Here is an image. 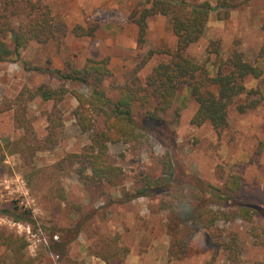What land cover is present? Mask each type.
Wrapping results in <instances>:
<instances>
[{
  "label": "rangeland",
  "instance_id": "rangeland-1",
  "mask_svg": "<svg viewBox=\"0 0 264 264\" xmlns=\"http://www.w3.org/2000/svg\"><path fill=\"white\" fill-rule=\"evenodd\" d=\"M32 1L50 9L56 38L47 44L30 43L14 63L0 62V101L13 99L24 87L32 89L42 84L55 87L57 81L51 72L62 70L67 59L82 66L91 57L109 59L111 76L101 89L114 100L119 87L135 77L143 83L153 67L166 62L168 54L176 48L169 18L163 16L147 19L145 43L137 47L138 30L128 16L147 7L143 0ZM203 1L216 4V0H187ZM263 20L264 0H249L224 20H218L213 13L204 35L185 52L211 77L233 51L242 53L246 62L262 70L259 79L246 81L247 89L259 90V106L239 113L233 104L228 109L227 126L216 132L208 123L191 124L197 104L183 86L174 102L178 113L175 124L171 122V110L165 117L171 126L164 129L161 123L148 125L151 130L144 146L133 148L119 143L108 147L109 161L123 170L116 186L98 188L84 183L76 175L77 166L65 160L70 154L82 152L90 143V134L82 133L72 116L76 106L73 98L68 96L56 104L40 99L29 102L25 120L34 138L42 140L46 136L47 118L54 110L60 112L63 128L53 149L35 151L32 157L6 156L0 164V211L16 205L19 212L21 209L31 214V222L27 223H14L0 216V259L6 264L13 262L12 254L2 246L4 237L11 234L26 243L24 252L26 257L35 259L34 264H92L95 259L106 264H122L132 257L141 264H231L221 249L214 255L207 231L193 237L182 260L168 262L169 236L165 214L157 209V199L140 197L123 203L122 193L134 190L140 174L159 177L160 159L171 154L178 165L215 186H221L222 178L229 173L240 174V197L264 210ZM23 22L24 14L15 17V26ZM75 26L91 28L94 32L91 37L77 38L72 33ZM150 109L151 105H135L136 120L140 122L144 112ZM100 122L98 118V127ZM24 134L25 129L16 124L12 111L0 114V144L13 142ZM74 204L82 207V214L71 210ZM84 214L91 217L81 224L83 229L65 248L66 254L48 249L51 243L68 239L64 230L79 224ZM252 226L261 232L264 217L257 215ZM216 227L222 232L223 241H228L231 234L235 236L239 264H264V245L251 236L249 223L218 222Z\"/></svg>",
  "mask_w": 264,
  "mask_h": 264
},
{
  "label": "trees",
  "instance_id": "trees-1",
  "mask_svg": "<svg viewBox=\"0 0 264 264\" xmlns=\"http://www.w3.org/2000/svg\"><path fill=\"white\" fill-rule=\"evenodd\" d=\"M143 1L147 7L135 10L128 16V20L138 30L137 47L145 43L147 19L154 16L167 17L171 32L176 38V48L168 54L169 59L153 67L143 83L135 77L131 82L123 84L114 100L107 97L101 89L111 76L109 59L97 57L86 59L82 66L67 59L62 70L51 72L57 81L55 87L47 84L32 89L24 87L13 99H2L0 114L12 111L16 124L25 129V134L13 142L0 144V164L6 156L21 154L32 157L35 151L51 150L58 144L63 128V119L58 110L48 115L46 136L42 140L33 137L31 127L25 120V112L28 103L35 99L56 104L69 96L76 101L72 116L81 132L90 134V143L82 152L70 154L65 160L68 164L77 166L76 175L80 180L98 188L104 185L116 186L123 176L122 168L109 161L108 147L119 143L133 148L144 146L151 130L148 125L157 126L161 123L164 124V129L167 125L171 126L170 120H165L171 110V122L175 124L178 113L174 102L183 86L197 104L191 124L201 126L208 123L216 132L227 126L228 109L233 104H236L239 113L259 106V90L247 89L246 81L259 79L262 70L246 62L242 53L233 51L213 77L185 54L186 49L204 35L213 13L218 20L227 19L231 11L249 0H216L215 6L208 1ZM19 14L25 15V22L15 26L14 20ZM262 30L264 31V20ZM93 32V29L87 30L82 26L72 29L77 38L91 37ZM55 38L54 18L46 5L32 0H0V62L14 63L19 59L21 50L30 43L47 44ZM151 54L152 52L149 53ZM135 105H151L140 122L134 116ZM98 118L101 121L99 127ZM160 163L159 177L140 174L134 182V190L131 193L123 191L122 198L123 203L140 197L157 199V209L165 214L166 232L169 236L168 262L182 260L193 237L200 231H207L214 255L221 249L229 263L239 264L236 238L231 234L228 241H223L222 232L216 227L218 222H247L251 225V236L255 240H261L264 245V229L258 232L252 226L257 215L264 217V210L240 197V174L229 173L226 178H222L221 186H215L191 174L186 167L178 165L171 154H165ZM72 209L76 213H83L80 205L74 204ZM0 216L9 218L14 223L31 222L30 212L21 209L19 212L16 205H12L11 209H2ZM82 216L79 224L64 230L68 239L59 244L51 243L48 249L59 255L66 254L65 248L82 231L81 224L91 217L89 214ZM2 246L12 254L11 264H34L35 259L26 257V243L22 239L7 235ZM123 251L127 252L126 249ZM214 258L215 256L212 259ZM0 264H6L4 259H0Z\"/></svg>",
  "mask_w": 264,
  "mask_h": 264
},
{
  "label": "crops",
  "instance_id": "crops-1",
  "mask_svg": "<svg viewBox=\"0 0 264 264\" xmlns=\"http://www.w3.org/2000/svg\"><path fill=\"white\" fill-rule=\"evenodd\" d=\"M131 253H133V251H131ZM132 258H130V259L128 258L122 264H141L138 262V258L137 259H135L134 257H132ZM95 260H96V262H94V260H93L92 264H106V263L102 262L101 260H98V259H95Z\"/></svg>",
  "mask_w": 264,
  "mask_h": 264
}]
</instances>
